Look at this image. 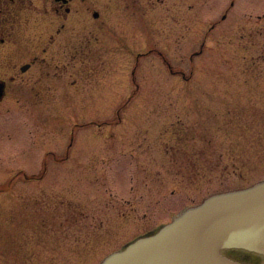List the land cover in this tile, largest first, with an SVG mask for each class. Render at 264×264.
<instances>
[{
  "label": "rangeland",
  "instance_id": "obj_1",
  "mask_svg": "<svg viewBox=\"0 0 264 264\" xmlns=\"http://www.w3.org/2000/svg\"><path fill=\"white\" fill-rule=\"evenodd\" d=\"M136 6H106L121 42L105 80L49 104L46 128L0 108V264H98L186 204L264 178V0ZM20 169L33 178L11 182Z\"/></svg>",
  "mask_w": 264,
  "mask_h": 264
},
{
  "label": "flooded vegetation",
  "instance_id": "obj_2",
  "mask_svg": "<svg viewBox=\"0 0 264 264\" xmlns=\"http://www.w3.org/2000/svg\"><path fill=\"white\" fill-rule=\"evenodd\" d=\"M103 1L105 0H0V108L11 103L17 107L21 105L18 108L26 109L29 125L32 126L33 121L37 129L46 128L48 124L45 118L49 104L76 102L79 99L76 94L81 87H89L95 85L96 81L99 83L105 80L98 78L110 65L112 43L117 45L121 38L112 34L111 17L104 13L111 0L99 8ZM123 2L126 3V10L131 5L142 6L143 11L150 8V5L155 6V0ZM80 13L85 14L84 20H80ZM226 17V13L222 15L223 19ZM134 18L132 15L131 20ZM172 18L173 15L168 17L169 20ZM135 25L138 29L136 22ZM123 45L124 48L119 50H125L126 45ZM153 50L160 51L158 48ZM168 67L171 68L169 63ZM81 98L87 100L90 97ZM16 123L19 128L21 123ZM71 136L72 142L66 145L68 158L70 149L74 147L73 128ZM4 145L0 151L7 152V145ZM9 146L15 148L16 144L13 142ZM184 148L183 145V151ZM178 151L175 148L173 153ZM39 161L44 163L45 172L47 156ZM179 161L174 158L172 163ZM19 174L32 177L24 169H20L12 176L11 182ZM162 223L157 222L123 241L118 247L156 230Z\"/></svg>",
  "mask_w": 264,
  "mask_h": 264
},
{
  "label": "water",
  "instance_id": "obj_3",
  "mask_svg": "<svg viewBox=\"0 0 264 264\" xmlns=\"http://www.w3.org/2000/svg\"><path fill=\"white\" fill-rule=\"evenodd\" d=\"M102 264H264V180L209 196Z\"/></svg>",
  "mask_w": 264,
  "mask_h": 264
},
{
  "label": "trees",
  "instance_id": "obj_4",
  "mask_svg": "<svg viewBox=\"0 0 264 264\" xmlns=\"http://www.w3.org/2000/svg\"><path fill=\"white\" fill-rule=\"evenodd\" d=\"M187 151H188V150H187ZM189 157H190V160L192 161L191 158H193L194 156H191V155L189 154ZM184 159H186V156H184ZM181 166L183 167V165H181ZM183 168L186 169V167H183ZM187 168L190 169L188 166H187ZM0 241H1V240H0ZM1 245H2V243L0 242V250H1ZM15 246H16V245H15ZM15 246H14V247H10V248L8 249V252L3 253V255L6 257V261H7V260H10V255H11L10 253H11V251H14V250H15V248H16ZM14 252H15V251H14ZM15 254H16V253H15ZM3 255H2V257H4ZM18 263H19V262H16L15 264H18Z\"/></svg>",
  "mask_w": 264,
  "mask_h": 264
}]
</instances>
